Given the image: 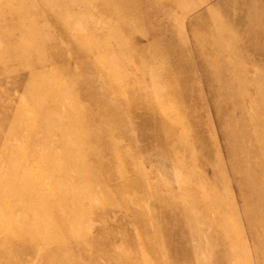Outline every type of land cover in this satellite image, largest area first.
<instances>
[{"label": "rangeland", "instance_id": "rangeland-1", "mask_svg": "<svg viewBox=\"0 0 264 264\" xmlns=\"http://www.w3.org/2000/svg\"><path fill=\"white\" fill-rule=\"evenodd\" d=\"M0 264H264V0H0Z\"/></svg>", "mask_w": 264, "mask_h": 264}]
</instances>
